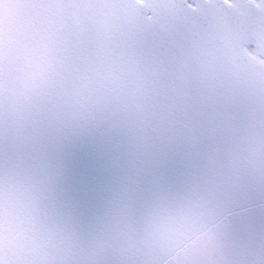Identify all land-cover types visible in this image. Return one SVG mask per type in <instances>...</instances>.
<instances>
[{"label": "snow or ice", "instance_id": "obj_1", "mask_svg": "<svg viewBox=\"0 0 264 264\" xmlns=\"http://www.w3.org/2000/svg\"><path fill=\"white\" fill-rule=\"evenodd\" d=\"M0 264H264V0H0Z\"/></svg>", "mask_w": 264, "mask_h": 264}]
</instances>
